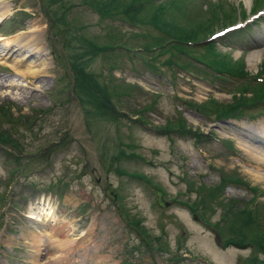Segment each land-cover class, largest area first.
I'll use <instances>...</instances> for the list:
<instances>
[{
	"label": "rangeland",
	"instance_id": "1",
	"mask_svg": "<svg viewBox=\"0 0 264 264\" xmlns=\"http://www.w3.org/2000/svg\"><path fill=\"white\" fill-rule=\"evenodd\" d=\"M52 1L46 0L48 6L42 1V6L55 24L51 31V24L46 21L48 16L43 14L39 0H1L0 4L12 14L4 21L3 27L0 25V35L12 33L24 25L22 33L16 34L20 36L17 44H24L29 31H39V39H43L46 45L42 42L40 46L45 47L47 54L38 62L41 63V70L48 67L44 77L35 82L32 79L25 81L16 71L9 69L12 60L23 57L15 53L8 54L11 59H6L7 63H4L8 66L0 64V110H6L8 106L12 119L19 118L21 121L25 117L28 120L23 125L20 121L7 124L1 121L4 124L2 129L11 134L6 142L0 139L4 142H0V223L5 221L9 225L19 220L26 223L25 216H21L19 211H27L26 203L34 201L28 211L35 208L42 212L44 207L49 215L43 214V217L51 220L57 215L54 222H48L47 225L57 235L61 232L67 236L59 240H46L35 224L33 230L10 226V232L13 233L4 234L1 230L5 228L3 226L0 228V245L5 244L3 253L11 257V264H254L255 259V262L264 260V249L252 247L254 241H249L251 237L248 236L245 242L250 247L247 245L246 249L240 250L234 245L222 249L215 234L204 228L203 221H195L193 210L189 211L183 204L177 203L170 211L146 215L147 226L143 224L145 227H142L148 232L154 246V251L149 253L138 235L141 229L139 223L130 225L119 214L125 212L128 205L131 212L128 216L141 219L139 208L146 206L145 200L126 192L130 184H137L132 180L126 186L123 182L119 183L118 189L125 199H121L123 203L110 205L102 194L106 183L113 187L117 181L114 179L116 174H108L110 155L118 149L115 145L123 149L126 145L128 152L138 153L145 159L125 158L120 163L121 168L130 173L138 171L151 178L152 183L161 181V186L167 189V195L177 201L189 203L198 198L186 183V178L196 184L203 182L211 186L218 184L220 171L227 172L224 173L227 176L234 174L238 185L228 184L219 198L204 196L206 206L213 210L206 216L208 222L219 219V213L214 210L220 209L224 200L234 202L236 213L248 207L251 210L256 208L259 214L264 215V158L261 160L247 155L240 143L254 146L253 141L234 139L225 132L227 129L223 126L229 122L242 124V120H245L260 129L264 128V102L240 113L239 118L242 120L237 119L238 122L229 120L213 123L208 114L205 117L200 115V107L199 111L189 110L191 102L204 104L207 97L215 96L223 103L232 101L230 92L237 94L238 86L245 84L238 77L226 81L227 75L234 70L228 56L244 59L252 74L258 70L264 73V54L254 69L246 61L248 51L257 49L264 42V16L234 34L225 35L223 39L209 40L214 31L253 16V9H261L264 0H250L249 5L245 0H192L191 3L183 0L186 8L184 13L188 19L176 13V8L182 7L179 0H172L169 9L160 14L168 20L174 19L166 23L164 19L156 17L158 21L154 23L160 29L177 31V42L182 41L183 37L193 41L207 36L205 41L214 43L218 51L227 49L229 53L224 56L216 48L207 45L194 48L176 46L179 49L173 47L172 51L161 57L155 55L157 47L152 46L151 36L163 35L165 39L166 35L160 33L155 25L141 24L137 25L138 29L122 27L118 18L122 16L116 14V6L110 2H95L96 5L94 3L90 7L83 4V0H64V3H71L72 7L63 12L62 3ZM139 10L140 7L135 5L128 13L134 17ZM148 13L151 18V13ZM244 14H247L245 18ZM130 30L136 33L132 32L133 43L126 45L125 34L129 35ZM191 30H194L193 33ZM47 36L53 41L50 45ZM3 43L4 40L0 41V50L3 49ZM54 44L59 55L56 60L49 53V49L55 47ZM63 45L70 56L61 54L64 52ZM98 47H106V52L97 51ZM130 48L149 52L138 56L133 51L120 54L113 61L117 69L109 67L110 60L106 57L109 52L118 53ZM238 48L242 50L240 56H236L235 50ZM153 51L155 54H152ZM188 55L195 57L193 59ZM37 58L36 55L31 60ZM66 59L69 63L79 61L76 64H80L86 73L95 74L97 81L111 91L108 100L114 102L120 114H123L122 110L127 114L137 113L143 105L152 104L151 111L145 113L144 123L133 122L135 116L131 115L130 120H127L124 114L120 121L106 120V115L98 114L94 105L102 101L106 109L110 107L105 103L103 92L94 91L93 86L83 87L87 92H80L83 102L79 101V97L72 94L75 82L71 80V71L74 66L66 63ZM180 62L192 74L182 66L175 65ZM68 70L71 74L67 76ZM132 83L139 89L134 87L132 92L125 94L122 86ZM205 86L209 92L197 90V87ZM251 86L256 85L251 83ZM240 101L236 100L230 106L233 109L245 107L246 103ZM206 111L207 108L203 110ZM230 113L236 116L238 112ZM178 117L182 118L189 131L185 135L173 132L169 137L164 135L163 139L160 138L159 133L166 123H176ZM32 119L37 120L34 126L29 125ZM155 126L157 129L154 131L152 127ZM198 132L206 133L208 137L195 141L194 136ZM50 145L55 147L48 164L38 165V162L31 161L33 164L24 169L29 158L40 155L29 156L31 151L33 153ZM17 167L18 172H14ZM10 200L17 207L8 206ZM74 205L77 210L73 212ZM236 219L232 220L231 225L221 227L223 234L234 235L232 226ZM258 220L264 225L261 218ZM238 237L237 242L245 243L242 241L245 238L244 231ZM230 241L232 244L235 242L233 238ZM157 246L170 252L160 251ZM172 255L176 259L171 260L169 257ZM0 264H5L4 259Z\"/></svg>",
	"mask_w": 264,
	"mask_h": 264
},
{
	"label": "trees",
	"instance_id": "2",
	"mask_svg": "<svg viewBox=\"0 0 264 264\" xmlns=\"http://www.w3.org/2000/svg\"><path fill=\"white\" fill-rule=\"evenodd\" d=\"M54 1H57L58 3H62L61 4V11H63V12H67V10H69L72 7L71 3L67 2V1L64 3L63 2L64 0H53L52 2H54ZM101 1H103V3L110 2V3L114 4L116 6L115 7V10H117L116 14L117 15L118 14H121L122 18L121 17H118V18H120L121 21H123V22H128V23L129 22H134L135 19L139 16L138 17V20H140L141 23H143V24H146V23L150 24L151 23V24L155 25L156 27H158V25L154 23L155 20L158 21V19H156V17L165 20V18H163L162 15L158 16L159 13L157 15H155L154 16V19H153V15L151 13V10L153 9L152 8V1L151 0H83V4H88L91 7L95 2L98 3V2H101ZM96 3H95V5H96ZM178 3L179 4H182V6H183V1L182 0H181V2H178ZM135 5H137L138 7H140L141 10H139V13L136 16L132 17V15H130L128 13V11H129V9H132ZM163 8L164 7H162V9H160V10H163ZM181 8L180 7H177L176 9L177 10H180ZM148 12L151 13L150 14V17L151 18H149V13ZM183 12H185V8L183 9ZM62 18L64 19V17H62ZM193 31L194 30H191V33H193ZM142 36L144 37L145 35H142ZM151 40L153 41L152 42L153 43L152 46H154V47L156 46L157 47L156 54L154 53V51L152 52V54H155L157 57H159L160 55H162V53H165V52L167 53L169 51H172V48L173 47L175 49H179L178 47H176L177 45L175 43H169V42H167V40L164 39L163 35H161L160 37H156V36L152 35L151 36ZM63 46H64V49L63 50H64V53H65L66 57L67 56H70V55H68V52L65 50V45H63ZM109 47L113 49L112 46H109ZM147 47H149V46H147ZM167 47H169V49H167ZM104 48H106V47H103V48L102 47H98V48H96V50L97 51L98 50H101L103 52H106L104 50ZM133 50L135 51L136 49H133ZM150 51H152V49H150ZM148 52L149 51H147L146 49H143L141 53L136 52L135 55L136 56H138V54L143 55V53L147 54ZM61 54L63 55V53H61ZM120 54L122 55L124 53L123 52H120V53H112V52H109V54L106 55L108 61L110 60V66L109 67H113V68L115 67V64L113 63V61H115L116 58H117L116 56H118V55L120 56ZM89 61H88V63H89ZM78 62H71V63H69V60L66 59V63L74 66V67H72V71H71L72 74H71L70 71H68V73H67V76H68V74H71V76L73 77V79L75 81V85H74L75 88L73 89L74 94H76L78 96L81 91L87 92V90L83 88L85 85H87V86H89V85L90 86H93L92 88H93L94 91L98 90L100 92V90H101L103 92V95H105V97H104L105 98V103H106V105L108 107H110V108H107L106 109L104 107L105 104L103 106V102L102 101H101V103L99 105H94V107H95L94 109L96 111H99L98 114H104V115H106V117H107L106 120H108V121L114 120V121L117 122V121H120V118H122L123 116H125L127 118L128 116L126 114L122 116V114H120L119 112H115L117 110L115 108L116 106H114V102L113 101H111V103L109 102V100H108L109 97H110V94L109 93H111V91L108 90L107 88H105L101 84V82H98L97 81V79L95 78L96 76H95L94 73L93 74L91 72H89V74L86 73L81 68V65L80 64H76ZM87 65L89 67V64H87ZM86 69H87V67H86ZM122 87H123V89L126 90V91L124 90L125 94H128V91L132 92L133 91L132 89L134 87L137 88V89H139V87L136 84H129V85L122 86ZM213 102L214 101H211V102L209 101V103H213ZM151 106H153V105L144 106L143 109H142V111H141V113L144 112V111H146V110H148V109H150ZM211 106H213V105L211 104ZM7 109L6 110L5 109L0 110V139H2L5 142H6L7 138L9 137V133L11 134V132H8V131L6 132V130H3L2 129V125H4V124H2L3 122H1V121H4V123H6V124L7 123H14V122L20 121L19 118L12 119L10 117V113H9L11 111L9 110V107L8 106H7ZM107 112H111V113H107ZM141 119L142 118H140V120ZM27 121L28 120H26V118L24 117V118L21 119L20 123H21V125H23ZM36 121L37 120H35V119L30 120L29 121V125L34 126V124H35ZM0 142L1 143H4L2 141H0ZM54 147L55 146L50 145V146H48L46 148L41 147L39 150H37V151H35L33 153H31L32 152L31 151L29 153V156L31 154H33V155L40 154V155L37 156V157H34V158L33 157L32 158H29V160H27L28 162H25L26 164H24V169H26L27 167H29L30 164H33L31 161L38 162V165H43V164L46 165V164H48L49 163V160L51 159V156H52V154L54 152L53 151ZM135 157H139L142 160L145 159L141 155H138V153H129L128 154L127 152L120 150L119 155L114 154V155H112L109 158L110 161H109L108 166L110 168H108V169L111 170L114 173L115 172L118 173V175H120V176L121 175H125V176L127 175L130 178L139 177V179H144L146 182L147 181L150 182L151 179L148 178V177H146V176H144V175L132 174V173H129V171L127 169H122L121 168V164L120 163H121L122 160H124L125 158L126 159H132V158H135ZM15 158L16 157L14 156V159ZM21 166H19V168H21ZM19 168L18 167L15 168L14 169V172H18ZM22 172H23V170H22ZM231 179H233L232 181L238 182L236 180V177L235 176H232ZM208 193H209L208 196L211 197V196H214V193L215 192H214V190H211V191H208ZM233 203L234 202H231L229 204L222 203L221 206H223V214H222L223 219L222 220H224L226 222V225H229V224L231 225L232 220L235 217H237V219L234 220V223H233V226H232L233 227L232 234H234L233 237H235L234 238V241L237 240L239 238L238 236L241 235L242 231H244V237L245 238L242 239L243 242H245L246 238L251 237V239H248V240L249 241H254L253 243H251L252 245H254L255 247H257L259 249H264V225H262V222H260L258 220L259 218H261L262 221L264 222V219H263L264 218V215L259 214L257 212V209L256 208H254V210H251L248 207H245L244 210H240L239 213H236V208L233 205ZM120 216L123 219H126L127 221H130L131 222L130 223L131 225L133 223H136L135 221L131 220L128 217V215H126L125 213L120 214ZM245 222H249L250 223V226H247L245 224ZM135 231H137V230L135 229ZM141 233H142V231H139L138 235H141V239H142L143 245L144 246H147V247H150L151 242H149V240H147V237H146L145 234L143 236ZM227 241H228V243H232V242H230V239L227 240ZM235 242H237V241H235ZM235 242H233V243H235ZM240 244H242V243H240Z\"/></svg>",
	"mask_w": 264,
	"mask_h": 264
},
{
	"label": "bare ground",
	"instance_id": "3",
	"mask_svg": "<svg viewBox=\"0 0 264 264\" xmlns=\"http://www.w3.org/2000/svg\"><path fill=\"white\" fill-rule=\"evenodd\" d=\"M246 4L250 3V0H245ZM0 4H1V0H0ZM249 5V4H248ZM6 7V6H5ZM10 16V13L8 11H6L5 9H1L0 10V22L2 21V19L7 18ZM29 34H27V40L26 42H24V44L22 43H18V37L16 34L13 35V37L11 38H7L5 36H0V41H5V43H3V49L0 50V64H4L7 63L5 62L6 59H11L10 56H8V54L14 55L17 54V56H21L23 57L22 59H14L12 60V63L10 65L9 68H11V70L16 71V73L22 77L25 81L26 79H32V80H38L42 77H44L43 75L47 72L48 67H45L44 70H41L40 66L41 63L38 62V59L42 58V56L45 57L46 55V50L44 48V46H40V44H42V40L39 39V37H41L39 31L34 30V31H29ZM264 38V37H263ZM45 51V53H44ZM240 54V50L238 49L236 51V55ZM264 54V42L261 44L260 47H258L257 49H254L252 51H249L247 53V62L248 65H250L253 69L254 67H256V65L258 64V62L261 60V58L263 57ZM38 56V58L33 61L31 60V58H35V56ZM27 62V63H26ZM43 64V63H42ZM8 66V65H7ZM20 67H24V69L20 68ZM34 82V83H35ZM33 84V83H31ZM3 85V84H2ZM15 86V85H13ZM206 89H208L207 87H197V90H199L200 92H207ZM204 94V93H203ZM243 131H245V133L243 132L242 134L248 138V140H254L256 142H260L258 141L254 135H256V131H254L251 127H245L243 126ZM253 132L254 135H248L249 133ZM264 144V142H262ZM242 147L244 149V152L247 153V155L250 156H255L256 159H261L264 158V152H258L255 151L254 149H250L248 148L246 145L242 144ZM257 178V177H256ZM259 178V177H258ZM263 178V177H261ZM45 214L46 216L49 215V213H47L44 210V207L42 208V212L39 215ZM32 217H36V216H32ZM37 220H40L37 218ZM52 233V235H51ZM51 233H48L50 236H52L53 238L55 237L54 235L57 234L55 233V231H52Z\"/></svg>",
	"mask_w": 264,
	"mask_h": 264
},
{
	"label": "water",
	"instance_id": "4",
	"mask_svg": "<svg viewBox=\"0 0 264 264\" xmlns=\"http://www.w3.org/2000/svg\"><path fill=\"white\" fill-rule=\"evenodd\" d=\"M158 199H159V201H157L158 202V204H160V205H162L163 206V204H162V202H161V193L160 192H158Z\"/></svg>",
	"mask_w": 264,
	"mask_h": 264
}]
</instances>
